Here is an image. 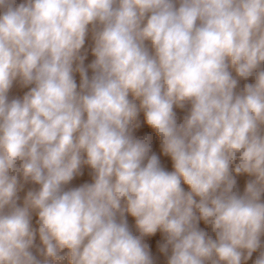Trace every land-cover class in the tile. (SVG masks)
<instances>
[{"label":"clouds","instance_id":"obj_1","mask_svg":"<svg viewBox=\"0 0 264 264\" xmlns=\"http://www.w3.org/2000/svg\"><path fill=\"white\" fill-rule=\"evenodd\" d=\"M250 261L264 0H0V264Z\"/></svg>","mask_w":264,"mask_h":264},{"label":"rangeland","instance_id":"obj_2","mask_svg":"<svg viewBox=\"0 0 264 264\" xmlns=\"http://www.w3.org/2000/svg\"><path fill=\"white\" fill-rule=\"evenodd\" d=\"M89 45H90V40H89V41H86V45H85V47H89ZM92 59H93V57L91 56V53H90V50H89V55H88V58H87L86 61H85V65H87L88 63H90ZM89 75H91V71H90V70H89ZM76 79H77V82L79 83V74H76ZM23 91H24V90H21V89H19L18 87H14L13 90L10 92V97H12V96H17V95H22V94H23ZM141 119H142V117H141ZM150 131H151V129H148V128L145 126V127H143L141 130H139L136 134H137V135H142L143 132H150ZM153 150L156 151V152L159 154L158 141H156V143L154 144V149H153ZM162 161H163V163L165 164V166L168 168V170H171V162H170V160H169L168 158H163V157H162ZM247 179H248L247 176H241V177H238V186H239V188H240L241 191H243L244 184H245V181H246ZM85 181L90 182V177L87 176V174H85L84 177H78V178L74 179V180L72 181V183H71L70 186H78L80 183L85 182ZM129 220H130V223H132L131 218H129ZM202 226H203V225H202ZM159 238H160V236H159V233H158L156 237H154V238H150V239H151V241H152L153 244H154L155 240H157V239H159ZM258 255H259V250H258L256 253L253 254V258H252V260L254 261L255 258H256ZM161 259H162V261H163V258H161ZM249 264H252V261H250Z\"/></svg>","mask_w":264,"mask_h":264}]
</instances>
